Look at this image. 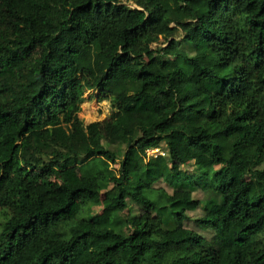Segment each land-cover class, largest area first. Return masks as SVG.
Wrapping results in <instances>:
<instances>
[{"label":"trees","instance_id":"16d2710c","mask_svg":"<svg viewBox=\"0 0 264 264\" xmlns=\"http://www.w3.org/2000/svg\"><path fill=\"white\" fill-rule=\"evenodd\" d=\"M0 219V264H264V0H0Z\"/></svg>","mask_w":264,"mask_h":264},{"label":"rangeland","instance_id":"374dc122","mask_svg":"<svg viewBox=\"0 0 264 264\" xmlns=\"http://www.w3.org/2000/svg\"><path fill=\"white\" fill-rule=\"evenodd\" d=\"M185 29L188 30V38L195 40L196 30L193 24L187 23L185 25ZM178 35L179 36L182 35V31H179ZM82 97H84V101L81 104V107L80 106L78 107L79 109L75 115L79 120L82 121L84 127H86L89 123L108 120L109 112L107 109L109 108V111H110V107L108 105H103L100 102V100L97 99L96 89L94 88L92 90L87 89L82 95ZM153 155H157V153L154 152L151 154L150 152V155L148 156H153ZM110 166H112L113 169H117V164L111 163ZM172 167L174 168V170H176L179 173V177L181 180L185 179L186 175L192 172V170L194 169L193 163H187L185 165H182L180 163L174 162L172 164ZM31 176L34 177L37 181L51 180V181H55L58 183H66L69 181H74L79 178V169L76 165H73L65 170H56V169H46L42 171L35 170V171H32ZM241 179L246 180L248 179V176L245 173H242ZM89 184H90V190L79 194L77 196L78 201L90 199L95 194H97L100 199L103 198V193L97 192L94 180L90 181ZM156 185L164 186L166 187L168 191H170V189L163 182H158ZM193 195L194 197L198 199H204L206 197L205 193L200 189L196 190L193 193ZM131 207L134 212L137 211V208L135 206L131 205ZM202 213L203 212L201 208H197L196 210H193V211H188L187 212L188 218H186L183 221V225L187 228H190V229H193L199 232L204 237L209 238L211 236L210 231L205 228L199 227L198 225H196V222H195V219L201 217ZM0 230H1V227H0Z\"/></svg>","mask_w":264,"mask_h":264},{"label":"built area","instance_id":"2783aa9c","mask_svg":"<svg viewBox=\"0 0 264 264\" xmlns=\"http://www.w3.org/2000/svg\"><path fill=\"white\" fill-rule=\"evenodd\" d=\"M100 102L103 104V105H108L110 107V104H109V100L107 98H104V99H101ZM108 112H109V115L111 113V108H110V111H109V108L107 109ZM109 117V116H108ZM90 124V123H89ZM150 152L151 154L152 153H157V154H163L164 152L161 151L160 149L158 148H155V149H151V150H147V154L150 155Z\"/></svg>","mask_w":264,"mask_h":264},{"label":"clouds","instance_id":"9594fccd","mask_svg":"<svg viewBox=\"0 0 264 264\" xmlns=\"http://www.w3.org/2000/svg\"><path fill=\"white\" fill-rule=\"evenodd\" d=\"M91 124V123H90ZM89 125V124H88Z\"/></svg>","mask_w":264,"mask_h":264}]
</instances>
